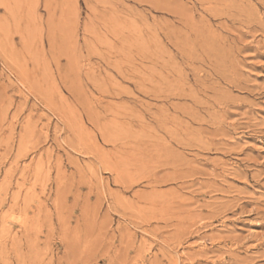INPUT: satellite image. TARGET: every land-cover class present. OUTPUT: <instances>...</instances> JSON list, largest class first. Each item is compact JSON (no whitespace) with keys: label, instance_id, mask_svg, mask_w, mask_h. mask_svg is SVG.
Wrapping results in <instances>:
<instances>
[{"label":"rangeland","instance_id":"obj_1","mask_svg":"<svg viewBox=\"0 0 264 264\" xmlns=\"http://www.w3.org/2000/svg\"><path fill=\"white\" fill-rule=\"evenodd\" d=\"M0 264H264V0H0Z\"/></svg>","mask_w":264,"mask_h":264}]
</instances>
